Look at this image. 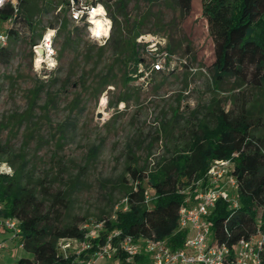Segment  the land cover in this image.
Returning a JSON list of instances; mask_svg holds the SVG:
<instances>
[{
	"label": "rangeland",
	"instance_id": "obj_1",
	"mask_svg": "<svg viewBox=\"0 0 264 264\" xmlns=\"http://www.w3.org/2000/svg\"><path fill=\"white\" fill-rule=\"evenodd\" d=\"M60 1L25 0L32 11L34 43L50 35L52 60L35 61L24 35L7 38L6 52H0V149L6 153L0 166L20 168L43 208L60 198L53 202L52 223L60 227L107 216L122 199L119 181L126 167L151 172L197 127H213L220 112L234 117L243 108L257 121L253 135L264 137V83L258 89L251 82L240 86L234 77L213 83L202 0H191L182 23L156 32L163 44L173 46L163 72L128 82L132 64L125 60L126 29L147 15L140 33H152L156 19L168 23L173 10L160 1L126 0L124 23L114 12V0H99L108 10L105 18L115 19L103 41L91 38L87 24L71 22ZM63 19L65 29L58 31ZM145 50L139 52L143 62L159 53ZM256 210V222L263 225L264 208ZM0 241L6 245L0 264L26 256L11 233L0 230Z\"/></svg>",
	"mask_w": 264,
	"mask_h": 264
},
{
	"label": "trees",
	"instance_id": "obj_2",
	"mask_svg": "<svg viewBox=\"0 0 264 264\" xmlns=\"http://www.w3.org/2000/svg\"><path fill=\"white\" fill-rule=\"evenodd\" d=\"M146 1H160L175 13L174 18L164 25L156 19L153 23L156 30L147 33L150 35L163 37L156 32L166 27L171 29L174 23H182L191 11V0ZM87 2L99 3L106 13L107 7L103 2ZM65 3L66 0L60 1L62 11ZM125 3L126 0H114V12L127 23ZM146 16L134 19L131 27L126 29L123 39L127 47L125 60L132 64L126 82L139 79L143 73L138 70L141 66L143 69L147 67L139 56L143 45L135 41L144 35L140 33V27ZM200 17L212 42L213 62L210 67L214 85L219 86L225 78L234 77L240 86L251 82L255 89L260 88L264 83V0H202ZM110 20L115 23L113 16ZM2 25L5 28L1 29ZM65 26L66 20L63 19L58 31L64 30ZM33 30L32 11L26 8L25 0H14V4L7 2L0 7V33H4L6 39L24 35L32 46L36 44ZM165 50L172 53L173 46L167 44ZM0 52H6L5 45H0ZM239 112L234 117L220 112L213 117V127H197L180 150L157 163L149 173L142 166L126 167L119 187L122 198H126L127 208L124 212L117 211L115 220L107 222L106 228L119 229L122 234L135 238L166 239L168 246L178 247L184 238L183 233L176 232L177 210L185 195L180 191L201 179L212 161L230 159L229 172L236 180L238 207L230 210L222 201L215 203L208 217L212 240L215 244L230 246L253 234L259 226L255 219L256 207L264 208V137L253 135L257 132L256 119L250 120L243 108ZM5 154L0 149V161ZM78 176L70 181L72 186H75ZM146 186L150 189L148 206L143 202ZM57 200L60 198H55L43 208L42 199L37 200L20 168H13L10 175L0 173V215L17 220L19 232L12 238L26 254L19 257L16 264H68L71 261L61 258L56 243L64 238L81 237L79 225L85 219L60 227L52 223L51 213L56 210L53 202ZM261 257L264 264V247Z\"/></svg>",
	"mask_w": 264,
	"mask_h": 264
},
{
	"label": "built area",
	"instance_id": "obj_3",
	"mask_svg": "<svg viewBox=\"0 0 264 264\" xmlns=\"http://www.w3.org/2000/svg\"><path fill=\"white\" fill-rule=\"evenodd\" d=\"M7 2L14 4L12 0H4V4ZM99 7H102L99 3H89L86 0H66L64 5L71 22L87 24L91 38L105 41L110 29L107 36L99 37L92 31V20L106 19L104 9L103 14L98 13ZM49 36L31 46L32 56L38 63H46L54 57ZM146 38L148 41H145ZM163 39L150 34L136 38L135 41L143 45L146 52L159 51L145 62L146 69L138 70L143 73L139 79L163 71L166 67L164 59L167 51ZM5 40L6 35L0 33V45H4ZM230 166V159L212 161L203 179L180 191L185 195L177 210L176 232L183 233L184 238L176 248L168 246L166 239L156 240L143 236L135 238L122 234L116 228L107 229L106 223L115 220L116 212L126 210L124 197L114 205L107 217L83 221L79 225L81 237L58 240L56 250L62 259H71L68 264H262L264 226L261 227L260 224L249 237L238 239L230 246L215 244L212 240L208 217L215 203L222 201L230 210L238 207L237 184L229 172ZM0 173L7 174V171L5 169ZM149 192L150 189L146 186L143 196L146 206L150 202ZM0 230L9 232L14 237L19 232L17 220L0 215ZM5 248V243L0 241V251Z\"/></svg>",
	"mask_w": 264,
	"mask_h": 264
},
{
	"label": "clouds",
	"instance_id": "obj_4",
	"mask_svg": "<svg viewBox=\"0 0 264 264\" xmlns=\"http://www.w3.org/2000/svg\"><path fill=\"white\" fill-rule=\"evenodd\" d=\"M4 4V0H0V7H2ZM98 11L100 14H103V8L99 7ZM111 27V21L105 19L102 22L97 21L96 22V28L93 30L96 37H99L101 35L107 36L108 31ZM50 67H55V63L51 64ZM7 170L8 174L12 173V169L8 168L7 165L0 166V172H3L4 170Z\"/></svg>",
	"mask_w": 264,
	"mask_h": 264
},
{
	"label": "bare ground",
	"instance_id": "obj_5",
	"mask_svg": "<svg viewBox=\"0 0 264 264\" xmlns=\"http://www.w3.org/2000/svg\"><path fill=\"white\" fill-rule=\"evenodd\" d=\"M98 13H100V12H98ZM97 15H99V14H97ZM93 21H99V22H102V20H100V19H94V20H92V22H93ZM92 22H91V23H92ZM38 53H39V52H38Z\"/></svg>",
	"mask_w": 264,
	"mask_h": 264
}]
</instances>
